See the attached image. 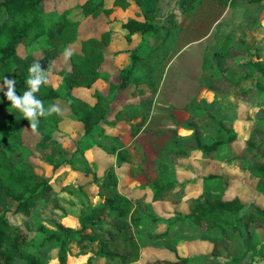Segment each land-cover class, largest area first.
<instances>
[{"label": "rangeland", "instance_id": "1", "mask_svg": "<svg viewBox=\"0 0 264 264\" xmlns=\"http://www.w3.org/2000/svg\"><path fill=\"white\" fill-rule=\"evenodd\" d=\"M103 1L104 4L100 6ZM180 3L181 0L44 1V14L51 19L71 10L65 19L69 27L60 46H65L75 61L90 67L84 71L80 84L72 91L83 102V109L96 105L99 101L98 93L110 97L111 83H117L119 72L130 65L132 50L137 49L141 55L151 56V59L139 65L133 80L134 85L145 84L139 90L141 94L134 96L133 86L122 91L111 104L107 123L97 125L89 135L86 134L84 124L76 120L63 103L56 102L63 116L59 130L53 132V138L59 142L62 150L58 162L63 164L59 169H54L55 164L48 163L50 152L39 149L40 135L28 128L22 134V148L15 155L9 153L16 163L31 170L39 183L50 181L55 191L53 199L65 210V213L59 211L55 215L65 225L79 229L81 222L89 220L91 216L102 220L99 216L101 212L96 207L103 198L99 194L94 174L102 176L108 167L116 165V161L96 147L95 142H107L104 136L121 137L123 144L128 147L130 164L116 167L119 191L129 196L135 187V194L146 192L149 195L151 192L142 188L144 184L159 180L160 174L170 170L173 173L165 162V156L176 143L183 148L189 142L191 132L185 130L182 123L198 114V105L206 100L216 108L214 112L224 115L222 107L235 101L233 90L217 95L206 87L219 77V73L212 70L209 63L224 39L234 34L236 39L244 40L249 47L248 59L264 61V0L259 3H252L251 0H198L194 9L187 13ZM133 18L151 22L159 32L146 38L138 34L129 42L121 25ZM252 19H256L260 25L252 30L246 29V25L254 23ZM48 44L45 38L40 37L31 44L20 46L19 54L26 62L40 60ZM93 66L99 68L102 77L88 88L86 85L92 79L90 72ZM71 67V60L65 59L64 52L55 60L54 72H50L46 84L55 89L62 88L63 79L58 73L70 70ZM260 77L257 74L253 79L243 81L239 91L250 89ZM2 84L0 81V86ZM18 84L15 86L16 92L20 89ZM6 90L0 91V114L5 113L3 97ZM138 100L144 101V105L140 107L131 104L129 107V103ZM263 111L264 96L253 97L250 104L241 106L239 117L233 122L239 138L246 140L251 136L255 126L250 120ZM107 144L109 149L114 145L111 142ZM182 165L183 173L180 176L183 179L201 178L209 174L223 175L232 179L227 199L236 196L244 202L256 199L257 180L239 170L226 147L219 150L215 161L204 160L201 153H195L192 159L184 160ZM72 185L74 192L69 190ZM200 186L201 182L188 186L184 201L178 205L164 203L163 206L153 208L152 202H148L157 214L166 218L175 211L187 213L189 208L186 200L201 195ZM258 202L261 204L260 199ZM16 207L17 203L0 191V217L7 216L23 229H34L40 224L36 218L28 220L22 214H12ZM39 214L40 209L35 216ZM41 215L53 214L41 208ZM225 222H232V219L226 218ZM42 224L48 230L56 231L48 223ZM165 229L166 225H162L158 232ZM176 229L183 234L171 240L169 245L177 249L183 258L212 252L213 244L199 240V234L193 226L187 228L178 225L174 232ZM134 233L137 248L132 242L123 243L119 248L121 253L130 254L129 264H146L148 259L154 258L175 260L169 251L144 248V236L138 230H134ZM100 250V245L91 240L90 231L80 236H71L64 251L65 264H85ZM29 251L35 252V248ZM49 256L48 264H61L57 250L50 251ZM199 263V259L190 262Z\"/></svg>", "mask_w": 264, "mask_h": 264}, {"label": "trees", "instance_id": "2", "mask_svg": "<svg viewBox=\"0 0 264 264\" xmlns=\"http://www.w3.org/2000/svg\"><path fill=\"white\" fill-rule=\"evenodd\" d=\"M44 1L0 0V81L3 82L5 77L15 78L20 86L17 95H23L26 90L25 79L30 65L39 62L42 69L54 72L55 60L67 50L60 43L69 27L65 19L71 10L51 19L44 14ZM262 1L251 0L252 3ZM197 2L198 0H181L180 4L187 13L194 9ZM103 4L104 1L100 6ZM252 20L254 23L246 25V29L252 30L260 25L256 19ZM121 26L126 31L125 38L129 42L138 34L146 38L159 32L151 22L134 18ZM40 37L50 43L43 49V57L26 62L19 54V47L31 44ZM247 48L249 47L246 42L236 39L234 34H229L224 39L209 63L210 68L219 73V77L206 87L217 95L233 90L235 101L222 107L224 115H220L214 112L216 108L212 104L203 100L198 105V114L182 123L184 129L192 132L190 141L183 148L177 143L170 148L165 162L174 173L182 168L184 160L192 159L195 153H201L204 160L215 161L219 150L226 147L239 170L257 180L256 199L250 202H244L239 196L226 198L232 184L229 177L209 174L201 178L183 179L180 174L179 177H174L171 170H164L165 173L158 177L160 181L143 187L152 193V203L169 202L178 205L184 201L187 187L199 182L201 195L186 200L189 208L187 213L175 211L170 217H163L151 208L147 195L133 201L119 192L116 167L130 164L129 150L121 137L104 136L107 142L114 143L111 149L107 147V142H95L94 145L115 159L116 165L108 167L102 176L94 174L99 194L103 198L96 207L101 212L99 216L102 220L93 219L94 216H91L89 220L81 222L79 229L69 227L55 215L59 211L65 213V210L53 199L55 191L50 181L39 183L31 170L10 157L11 153L15 155L22 148L23 131L25 128L30 129V126L4 96L5 113L0 114V191L17 203L12 214H22L28 220L36 218L40 224L34 229H23L7 216H1L0 264H48L49 253L53 250H57L61 264H65L64 251L69 238L87 231H90L91 240L98 243L101 250L92 255L85 264H129L130 254L121 253L119 248L127 242H132L137 248L134 230L144 236V248L169 251L175 256L174 261L154 258L148 259L146 264H190L194 259H199V264H264V111L250 120L255 127L246 140L239 138L233 123L239 117L243 104H250L253 97L264 96V61L248 59ZM103 54L105 56L104 49ZM130 58V65L119 72L118 82L111 83L110 97H103L98 93L99 101L94 107L83 109V102L72 94L80 84L81 75L86 69H90L86 63L75 61L73 55L70 56L71 69L58 73L63 79L62 88L55 89L43 84L35 95L44 102L45 108L56 102L63 103L65 109L84 124L86 134L89 135L97 125L107 123L111 104L122 91L133 86L134 96L141 94L139 90L145 84L134 85L133 80L139 65L151 59V56H143L139 50L134 49L130 52ZM91 68L92 79L86 85L88 88L102 77L98 67ZM257 74L262 77L250 89L239 91L243 81L253 79ZM105 80L108 81V78ZM139 101L129 103V107L135 104L143 106L144 101ZM62 120L60 112L39 120L38 147L50 152L47 161L55 164L56 170L63 164L58 162L62 150L59 142L53 138V132L59 130ZM64 190L66 191V187ZM69 190L74 192L73 185ZM41 208L53 215H41ZM39 209L40 214L35 216ZM226 218H231L232 222L226 223ZM43 222L54 227L56 231L48 230ZM162 225H166V229L158 232ZM178 225L187 228L193 226L199 234V240L213 244L212 252L194 258L180 256L177 249L169 245L171 240L183 234L179 229L174 232ZM30 248H35V252L29 251Z\"/></svg>", "mask_w": 264, "mask_h": 264}, {"label": "clouds", "instance_id": "3", "mask_svg": "<svg viewBox=\"0 0 264 264\" xmlns=\"http://www.w3.org/2000/svg\"><path fill=\"white\" fill-rule=\"evenodd\" d=\"M71 52L65 51V59H69ZM50 71L44 70L39 62H34L28 68V76L25 79L26 90L23 95L16 94V83L14 79L4 78L0 91L4 92L6 100L10 102V106L19 111L23 119L29 122L31 131L38 134L39 120L41 117L50 116L58 113L61 109L56 104H50L45 108L44 102L36 97V93L40 90L41 85L49 82Z\"/></svg>", "mask_w": 264, "mask_h": 264}, {"label": "crops", "instance_id": "4", "mask_svg": "<svg viewBox=\"0 0 264 264\" xmlns=\"http://www.w3.org/2000/svg\"><path fill=\"white\" fill-rule=\"evenodd\" d=\"M184 130V129H183ZM186 130V129H185ZM191 132V131H190ZM191 134H192V132H191ZM190 141V140H189ZM187 145V144H186ZM185 145V146H186ZM127 147V146H126ZM181 173H183V171L181 170V169H179L177 172L175 171L174 173H172V176H174V177H179V174H181ZM147 185V184H146ZM126 186H128V185H126ZM144 186H145V184H144ZM143 186V187H144ZM189 186H194V185H189ZM142 187V188H143ZM118 190H119V188H118ZM135 190H136V188L134 187L132 190H131V192L132 193H130L129 194V196L128 195H125V194H123V195H125L126 197H128L130 200H136L137 198H139V197H142V196H144V195H147V201H150L151 202V199H152V193H149V195L145 192V193H140L139 195L138 194H135ZM144 190V189H143ZM120 192V191H119ZM120 193H122V192H120ZM150 197V198H149ZM198 197V196H197ZM149 198V199H148ZM196 198V197H195ZM164 203H169V202H156V203H152V206L154 205V207L153 208H156L155 206H163V204ZM171 204V203H170Z\"/></svg>", "mask_w": 264, "mask_h": 264}]
</instances>
